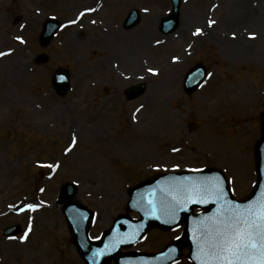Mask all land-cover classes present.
Listing matches in <instances>:
<instances>
[{"label": "rangeland", "instance_id": "obj_1", "mask_svg": "<svg viewBox=\"0 0 264 264\" xmlns=\"http://www.w3.org/2000/svg\"><path fill=\"white\" fill-rule=\"evenodd\" d=\"M132 7L139 21L124 29ZM169 10V0H0V229L34 222L25 244L24 234L8 240L0 231V264H83L56 205L65 181L96 214L91 237L125 212L130 186L157 172L216 167L235 198L250 192L264 111V0H181L176 27L163 34ZM53 15L63 25L40 47ZM114 62L140 75L142 96L125 100L135 77H117ZM196 62L208 75L187 94L182 75ZM58 67L70 73L63 96L50 82ZM146 69L153 76L143 78ZM180 232L153 229L133 249L158 251ZM35 238L37 253L28 250Z\"/></svg>", "mask_w": 264, "mask_h": 264}, {"label": "water", "instance_id": "obj_2", "mask_svg": "<svg viewBox=\"0 0 264 264\" xmlns=\"http://www.w3.org/2000/svg\"><path fill=\"white\" fill-rule=\"evenodd\" d=\"M171 1L170 17L162 23L168 28L177 25L179 0ZM58 26L57 21L46 22L40 34L42 45L48 43ZM59 72L57 70L56 73ZM191 72L196 79L191 85L187 84L188 92L199 84L204 76V68L196 65ZM54 79L55 75L53 82ZM64 91L65 89L59 90V93ZM260 116V136L253 149L256 182L244 199L232 197L223 174L215 168H206L195 173L157 176L129 189L126 210L136 211L140 216L138 221L130 220L127 214H120L100 240L90 241L87 231L92 214L77 201L67 199L74 194L75 187L69 183L64 184L59 202L68 200L63 211L69 223L72 241L85 262L108 264L113 259L115 264H173L181 258V251L186 247L187 258L192 264H203L205 256L202 250L206 251V242L217 226V220L221 218L220 213L224 211L227 214V209L231 207L243 210L264 203V112ZM193 207L202 208L203 211L195 215L192 213ZM181 224H184L181 236L169 242L159 252H119L121 247L130 246L140 240L152 227L167 230Z\"/></svg>", "mask_w": 264, "mask_h": 264}, {"label": "snow or ice", "instance_id": "obj_3", "mask_svg": "<svg viewBox=\"0 0 264 264\" xmlns=\"http://www.w3.org/2000/svg\"><path fill=\"white\" fill-rule=\"evenodd\" d=\"M212 23L209 21L210 25ZM201 31L196 30L197 33ZM3 55L5 53L0 52V56ZM220 216L206 242V251L202 250L203 264H264V203L243 210L231 207L227 214L222 211Z\"/></svg>", "mask_w": 264, "mask_h": 264}, {"label": "bare ground", "instance_id": "obj_4", "mask_svg": "<svg viewBox=\"0 0 264 264\" xmlns=\"http://www.w3.org/2000/svg\"><path fill=\"white\" fill-rule=\"evenodd\" d=\"M124 53H125V52H122V55H124ZM126 54H127V53H126ZM126 54H125V56H126Z\"/></svg>", "mask_w": 264, "mask_h": 264}]
</instances>
